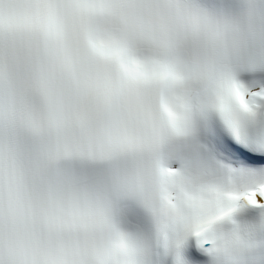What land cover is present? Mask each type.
I'll return each mask as SVG.
<instances>
[{
	"label": "snow or ice",
	"instance_id": "6c2138e0",
	"mask_svg": "<svg viewBox=\"0 0 264 264\" xmlns=\"http://www.w3.org/2000/svg\"><path fill=\"white\" fill-rule=\"evenodd\" d=\"M0 264H264V0H0Z\"/></svg>",
	"mask_w": 264,
	"mask_h": 264
}]
</instances>
